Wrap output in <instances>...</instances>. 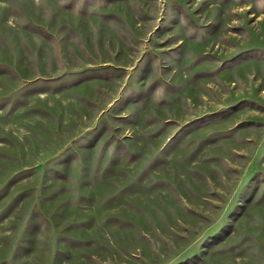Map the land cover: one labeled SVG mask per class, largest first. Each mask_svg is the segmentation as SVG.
<instances>
[{
  "label": "rangeland",
  "instance_id": "374dc122",
  "mask_svg": "<svg viewBox=\"0 0 264 264\" xmlns=\"http://www.w3.org/2000/svg\"><path fill=\"white\" fill-rule=\"evenodd\" d=\"M0 264H264V0H0Z\"/></svg>",
  "mask_w": 264,
  "mask_h": 264
}]
</instances>
